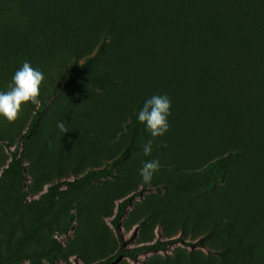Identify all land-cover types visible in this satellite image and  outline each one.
Returning <instances> with one entry per match:
<instances>
[{"label":"rangeland","instance_id":"374dc122","mask_svg":"<svg viewBox=\"0 0 264 264\" xmlns=\"http://www.w3.org/2000/svg\"><path fill=\"white\" fill-rule=\"evenodd\" d=\"M60 5L61 0H0V90H7L24 61L45 77L35 104L22 105L13 122L0 118V264L98 262L119 248L113 220L119 203L138 191L143 194L121 219L125 242L135 247L163 240L165 247L113 264H264V148L253 147L258 139H251L252 150L230 160L225 174L208 170L243 130L236 134L230 116L216 113L225 108H217L221 102L213 83L209 94L202 93L205 71L190 78L193 59L210 53L192 34L160 30L139 37L133 47L125 40L112 44L107 56L113 57L110 69L120 82L103 90L88 78L76 80L47 100L35 131L24 139L41 102L70 76L72 45L55 21ZM128 9L129 4L124 15ZM81 11L90 20L82 19L74 39L85 49L99 29L91 14ZM100 17L101 12L95 16ZM187 51L193 59L180 62ZM153 94H167L172 101L169 131L156 138L136 120L137 105ZM58 122L65 123V133ZM149 139L153 152L147 157L143 145ZM17 148L24 152V180L4 174ZM126 149V157L114 164ZM154 158L159 172L144 184L139 169ZM106 166L117 177L62 183ZM34 218L40 226L17 247ZM175 238L202 245L171 241Z\"/></svg>","mask_w":264,"mask_h":264},{"label":"trees","instance_id":"16d2710c","mask_svg":"<svg viewBox=\"0 0 264 264\" xmlns=\"http://www.w3.org/2000/svg\"><path fill=\"white\" fill-rule=\"evenodd\" d=\"M127 4L129 9L124 15ZM60 6L55 21L58 27L66 30H63L64 39L70 40L69 43L72 45L70 76L63 86L54 89L41 102L24 139L29 138L28 136L35 131L38 120L46 108L47 100L76 80L88 78L103 90L120 82V78L110 69L113 57L107 56L109 46L125 40L126 44L131 42L130 45L133 47L137 41H140L139 37L145 35L147 38L152 37L162 30L161 32L164 33L173 32L174 36H178V33L184 36L192 34L200 45L202 43L209 45L210 53L205 54L201 59H193L192 51H187L183 56L181 55L180 62L193 59L190 78L205 71L207 81L201 83L202 93L207 91L206 94H209L208 89L213 90L210 82L213 83L215 96L221 102V106L217 108H225V113L222 115L219 114L220 110L216 113L219 116H230L229 126L233 128L234 124L237 125L236 134L243 130L242 134H237L238 138L234 139L230 149L211 162L208 170L217 175L225 174L230 160L252 150L251 139L256 142L258 139L253 147L260 144V149L264 148V0H130L129 3L125 0H61ZM81 10H87V15L91 14L92 22H97L95 27L99 29L98 35L91 34L95 39L87 42L85 49L79 40L74 39L77 36L75 31L82 26V19L88 18L80 16ZM100 12L101 17L96 20L95 16ZM148 15L154 18L148 21ZM98 43H100L98 51L91 56L93 47ZM82 59H85L83 63L80 62ZM100 64L102 67L99 66ZM202 100L205 104L212 105L213 101H210L207 95L203 96ZM141 106L142 103L137 105L136 113ZM127 153L128 149L124 150L113 163L121 161ZM23 161L24 152L23 150L19 152L17 148L12 153L4 174L17 180H24L26 172ZM108 175L117 177L114 169L106 166L99 170H90L75 181L62 183L68 185L76 182L87 183ZM220 179L222 180V177ZM58 185H51L49 192L56 190ZM142 194V191L134 192L119 203L117 215L113 220L119 234V248L94 264H113L124 257L135 260L138 253L164 249L166 241L163 240L135 247H129L125 242L121 232V219L134 199ZM215 218L222 219L219 215ZM38 226H40L39 220L32 219L30 226L17 238L16 246L31 238ZM171 241L190 246L202 245L201 241L193 242L183 238H175Z\"/></svg>","mask_w":264,"mask_h":264},{"label":"clouds","instance_id":"9594fccd","mask_svg":"<svg viewBox=\"0 0 264 264\" xmlns=\"http://www.w3.org/2000/svg\"><path fill=\"white\" fill-rule=\"evenodd\" d=\"M45 77L41 70L34 68L31 62L24 61L11 77L7 90H0V118L13 122L18 118L22 105L37 102ZM172 101L167 94H153L145 99L136 113V120L144 126L150 137H162L170 128L169 117ZM57 127L65 133L68 129L64 122H58ZM153 152V139L143 145V154L150 157ZM158 158L142 162L139 169L141 182L149 184L154 175L159 172Z\"/></svg>","mask_w":264,"mask_h":264}]
</instances>
